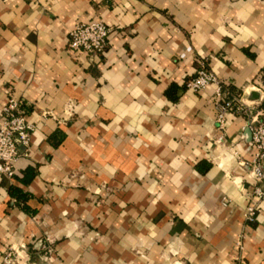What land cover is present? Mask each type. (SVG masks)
<instances>
[{"label":"crops","instance_id":"0c3cea01","mask_svg":"<svg viewBox=\"0 0 264 264\" xmlns=\"http://www.w3.org/2000/svg\"><path fill=\"white\" fill-rule=\"evenodd\" d=\"M89 21L110 28L105 49L71 51ZM201 62L263 107L264 0H0V121L13 96L35 124L0 175V264L11 248L31 264H264V206L243 217L251 134L235 114L218 127L211 86L186 88Z\"/></svg>","mask_w":264,"mask_h":264},{"label":"built area","instance_id":"2783aa9c","mask_svg":"<svg viewBox=\"0 0 264 264\" xmlns=\"http://www.w3.org/2000/svg\"><path fill=\"white\" fill-rule=\"evenodd\" d=\"M110 28L102 21H89L75 25L68 31V46L73 52L98 54L103 52L107 45V37ZM187 89L200 92L211 86L215 98L216 123L219 128H224L227 114L241 116L245 120V126L251 134L252 155L244 161L248 173L254 180V186L249 193V202L244 208V222L253 224L257 213L264 206V105L256 113L242 99V93L234 91L229 85L222 82L205 63L186 82ZM252 90L259 93L264 101V85L254 83ZM20 100L9 96L2 106V119L0 121V175L12 178L16 172V163L20 157H27L30 152L31 134L35 124L29 121L19 109ZM241 239L244 234L239 235ZM47 240V239H46ZM49 241V240H48ZM47 242V241H46ZM41 250L45 254H51L49 243H41ZM24 249V245L21 246ZM16 249H9L3 258L5 264L15 261L16 264H31L25 254V261ZM47 259V256H44Z\"/></svg>","mask_w":264,"mask_h":264},{"label":"trees","instance_id":"16d2710c","mask_svg":"<svg viewBox=\"0 0 264 264\" xmlns=\"http://www.w3.org/2000/svg\"><path fill=\"white\" fill-rule=\"evenodd\" d=\"M8 189H9V192L12 194V195H15L17 198H20V197H24V194L22 193V192H20L19 190H18V188H16V187H12V186H9L8 187Z\"/></svg>","mask_w":264,"mask_h":264}]
</instances>
